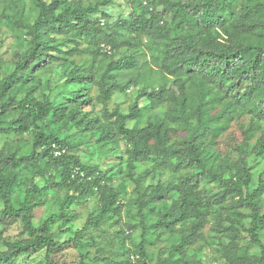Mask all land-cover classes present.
Here are the masks:
<instances>
[{"label":"trees","instance_id":"16d2710c","mask_svg":"<svg viewBox=\"0 0 264 264\" xmlns=\"http://www.w3.org/2000/svg\"><path fill=\"white\" fill-rule=\"evenodd\" d=\"M32 1L38 11L37 17L32 24H24L31 36L30 43L27 50L19 54L13 72L0 82V122L9 110L20 113L8 127L0 126V131L23 135L31 129L37 130L33 145L25 156L18 158L15 153H0V199L4 205L0 211L1 221L5 225L19 221L24 227L19 238L7 239L6 248H0V264H14L22 254L43 249H46L45 264H58L54 253L69 244L80 251L77 264H87L90 255L86 232L124 207L122 203L117 204V192L112 191L98 213L90 215L84 226L67 240L57 238L54 226L60 222V227L67 225L70 230L75 215L68 212V206L101 190L105 181L115 175L124 176L135 188L142 190L138 200L142 220L145 206L153 203L155 198L164 199L173 191L176 197L173 208L166 207L155 226L170 228L179 221L192 222L182 244L159 264H170L181 246L203 237L208 211L200 209L198 187L210 179L217 180L224 188L219 193V202L232 196V203L225 206V219L232 222L234 237L243 231L250 237L248 249L241 254L234 245L226 247V260L229 264H264V211L255 201L264 191V132L253 148L252 156L243 155L252 128L247 122L264 119V0H133L138 8L129 18L117 21V25L131 32L124 41L104 29L105 21L99 19L96 22L94 19L101 9L115 0H97L88 4L83 0ZM157 1L164 5L162 10L155 8ZM167 10L173 11V17H180L178 22L169 25L163 21ZM185 23L191 25L189 30L184 29ZM143 35L151 40L155 38L156 47L164 44L161 67L165 75L157 89L152 92L143 89L137 99L146 97L154 108L166 105V113H154L147 126L128 128L127 121L139 115L143 108L135 102L128 113L115 110L112 116L116 117V125L132 149L125 164L120 163L117 172L107 174V171L82 164L80 158L70 152L72 146L67 138L61 137L59 129L56 133L45 132L39 122L50 119L51 125L76 124L82 130L95 128L96 122L87 119L82 110L83 103L93 100L90 88L97 83L106 101L119 87L106 79L112 70L136 67L133 55L112 61L102 78L96 80L94 72L88 71L75 58L80 52L76 36L89 39L94 54L102 51L111 55L113 49L123 45H137ZM72 42L74 46L63 48ZM55 68L60 71L58 78L62 81L60 94L64 101L60 104H55L43 86L44 82L48 83L44 74ZM19 93H24L21 100H17ZM233 122H238L241 136L230 133ZM178 129L185 135H176ZM113 134V125L103 127L101 139L106 145L114 142ZM225 134L232 144L237 143L240 156L234 160L235 165L229 169L228 175L230 164L223 159L219 163L221 153L211 150V146H217ZM54 145L67 151L56 155ZM44 159H48L47 166L60 172V185L74 189V193L63 201L59 212L50 213L36 225L35 210L41 203L43 189L34 183L29 189L22 190L17 174L9 166L16 167L21 162L31 164L34 165L33 173L38 175L44 170L35 162ZM138 162L144 163L145 169L151 162L156 167L165 166L173 176L185 170L186 173L180 176L178 183L169 181L168 189L161 183L145 185L144 179L136 174ZM255 170L260 173L258 185L253 188ZM151 171L146 170V175L149 176ZM242 206L251 210L252 223L249 227L243 225V231L238 226L244 217L240 212ZM223 230L231 234L229 228ZM113 237L122 248L110 256L95 259L94 264H100L99 259L116 264L119 257L124 258L119 264H150L152 255L145 249V238L139 249L133 252L137 256L132 260L124 251V237L121 238L118 232L113 233ZM88 239L94 241L93 236ZM252 248L258 254L251 255ZM180 261L181 264H191L189 260L183 261L182 256L175 260V264Z\"/></svg>","mask_w":264,"mask_h":264},{"label":"rangeland","instance_id":"374dc122","mask_svg":"<svg viewBox=\"0 0 264 264\" xmlns=\"http://www.w3.org/2000/svg\"><path fill=\"white\" fill-rule=\"evenodd\" d=\"M50 2L51 0H47ZM85 4L95 2L97 0H83ZM143 2L149 0H142ZM185 1V0H184ZM164 7L160 1H157L155 8L162 10ZM138 8L133 0H115L111 5L101 9L95 16L96 22L99 19L105 21L102 25L104 29L113 34L118 40L124 41L131 35L130 30L117 25L120 19L129 18L132 12ZM37 9L32 0H0V82L11 74L15 68L16 60L21 52H25L31 40L28 34V29L24 24H32L37 17ZM173 11L167 10L163 21L169 25H173L180 17H173ZM191 25L185 23L184 29L189 30ZM78 40L79 53L75 58L83 63L84 67L89 71L94 72L96 80H100L109 68L112 61H118L122 58L134 56L137 61L136 67L133 69L116 70L113 69L111 75L107 76L111 82L119 87L113 91L110 98L103 100L100 86L97 83L90 88L93 100L82 104L83 115L87 114V119H92L96 122L93 129L82 130L78 125H66L62 123L51 125L50 119L39 122V125L44 128L45 132L56 133L59 129L60 135L67 138L69 145L72 146L70 152L80 158L82 164L107 171V174L115 173L119 169L120 163L125 164L129 158L132 145L126 137L119 131L118 124L116 125V117L112 116L115 110L119 109L122 112L128 113L132 110L135 102L139 103L143 111L134 119L127 121L126 127L133 128L134 126H147L149 120L153 119L154 113L165 114L167 106L154 108L151 101L146 97L137 99L143 89L152 92L154 88L163 82L165 71L161 67V50L165 49L164 44H157L147 35H143L137 41V45L131 47L123 45L113 49V54H105L99 51L98 54L93 53V45L90 40L84 37L76 36ZM75 43H69L67 47L74 46ZM56 56H63L55 53ZM60 60V59H59ZM60 71L58 68L46 72L44 78L48 79V83L44 82V90L51 96L55 104H60L64 101V96L60 94L61 80L58 78ZM24 93H19L17 100H21ZM8 97V95H7ZM147 106V107H146ZM20 113L16 110H9L0 122L1 128L11 125L13 119L18 118ZM247 124L252 128L247 136L248 140L244 147L243 155L246 157L252 156V150L257 143V140L264 132V119L255 118ZM85 125V123H84ZM107 125L114 126V142L106 145V141L101 139L103 127ZM176 135H185L184 131L177 130ZM232 135L240 134L238 122H233L230 130ZM37 130L31 129L29 132L18 134H6L0 131V153L7 155L15 153L18 158L25 156L33 145ZM236 137V136H235ZM241 138L240 140H242ZM237 143H233L228 134L223 135L216 145L211 146V150L220 152L221 160L230 164L229 169L235 165V159H239V151L236 149ZM48 159L35 162L40 166L44 173L35 175L32 171L34 165L21 162L16 167L9 166L14 173L17 174L21 182L22 190L29 189L34 183L43 189L40 196L42 197L39 207L35 210L34 222L39 225L52 212H59L63 201L71 194L74 189H69L66 186L60 185L61 174L47 166ZM144 163L138 162L136 167L137 176L144 179L145 185L151 184L156 186L158 183L165 188H169V181L174 180L175 183L180 181V176L186 173L181 171L176 176H173L170 170L165 167H156L154 162L145 169ZM262 165L259 166V169ZM152 170L146 175L145 171ZM252 187L258 185L259 170H255ZM124 182V184H121ZM104 187L96 190L93 194H88L86 199L80 202H74L68 206V212L75 215V219L71 222L72 227L68 230L67 225L60 227V222L55 224L54 229L57 231V238L61 241L67 240L74 235V232L84 226L90 215H96L102 202L108 197L112 191L117 192V204L122 203L124 207L119 213H111L109 216L101 220V223L94 228L93 226L86 232L85 240L89 244V261L87 264H94L97 258L110 256L118 251L122 246H119L118 241H114L113 233L118 232L121 238L124 237V251L127 252L130 259L135 260L137 256L133 254L138 250L143 239H146L145 249L152 255L150 264H159L167 259L172 250L180 246L192 227L191 221H179L173 227L155 226L162 212H165L166 207L173 208L175 195L174 192L164 199H154L153 203L148 204L143 208L145 213L144 223L140 215L141 208L138 200L142 194V190L135 188V185L128 179H124L122 175H115L108 179L103 184ZM199 197L201 201L200 209L208 211L207 222L203 228V237L197 238L193 243L181 246L180 250L176 251L170 264H175L180 256L184 260H189L191 264H229L226 260V247L234 245L238 254L248 249L250 237L246 231H243V225L251 226V210L246 207H240V212L244 214L242 223H239V228L243 234H237L234 237L232 222L226 220L227 207L232 203V196L228 197L223 202H219L221 191H224L223 186L215 179H210L208 182H203L199 187ZM148 199V198H146ZM257 204L264 211V191L255 199ZM4 208L0 199V211ZM23 224L19 221L5 225L1 221L0 213V248H6L7 239H17L23 232ZM229 228L231 231L226 232L223 229ZM110 233L112 235H110ZM89 236L94 237V241L88 239ZM264 239V238H263ZM251 255L258 254L255 248L250 249ZM182 253V254H181ZM54 260L58 264H77L80 261V251L73 245L69 244L64 248L56 251L53 255ZM124 258L116 259V264H119ZM47 262L46 249L37 253L22 254L14 264H45ZM100 264H109L102 259L97 260ZM180 261L178 264H181Z\"/></svg>","mask_w":264,"mask_h":264},{"label":"built area","instance_id":"2783aa9c","mask_svg":"<svg viewBox=\"0 0 264 264\" xmlns=\"http://www.w3.org/2000/svg\"><path fill=\"white\" fill-rule=\"evenodd\" d=\"M54 147L56 148V150H55L56 155H60V154L65 153L67 151L66 148L60 149V148L56 147L55 145H54Z\"/></svg>","mask_w":264,"mask_h":264}]
</instances>
